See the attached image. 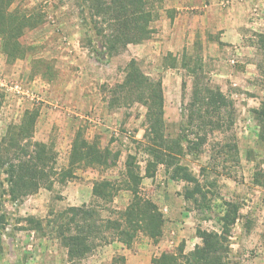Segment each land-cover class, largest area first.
<instances>
[{"label":"rangeland","instance_id":"rangeland-1","mask_svg":"<svg viewBox=\"0 0 264 264\" xmlns=\"http://www.w3.org/2000/svg\"><path fill=\"white\" fill-rule=\"evenodd\" d=\"M14 8L42 15L43 22L20 38L27 49L21 59L8 62L0 41V141L10 124L35 108L34 139L54 144L58 169L68 166L79 129L102 148L119 151L120 157L108 168L79 167L74 178L56 181L52 189L42 187L19 203L11 200L0 168V264H70L56 237V216L70 206L95 202L96 181L122 183L130 154L145 174L149 155L141 141L146 107L115 92L131 59L149 77L162 79L167 135L191 132L185 128V105L194 78L182 65L184 52L198 59L205 81L233 103V125L209 132L199 151L186 149L181 156L206 198L187 200L184 193L193 185L171 179L159 165L153 177L143 178L140 193L163 212L162 237L154 241L140 233L130 247L104 243L75 264H132L130 254L136 257L134 264H153L154 257L178 252L182 245L190 252L202 242L199 228L221 231L226 202L239 206L229 264H264V140L253 112L264 100V49L258 42V34L264 33V1L162 0L151 37L114 55L105 52L86 24L84 0H13ZM173 59L176 67L170 66ZM131 200V192L122 189L112 203L99 206L122 210ZM29 216L41 220L43 228H32ZM103 216L116 217L106 210ZM140 244L145 245L141 254Z\"/></svg>","mask_w":264,"mask_h":264},{"label":"trees","instance_id":"trees-1","mask_svg":"<svg viewBox=\"0 0 264 264\" xmlns=\"http://www.w3.org/2000/svg\"><path fill=\"white\" fill-rule=\"evenodd\" d=\"M161 1L84 0V19L99 37L105 52L114 55L129 44H138L151 37L154 32L152 23L159 15L158 4ZM12 5L13 0H0V41L8 62L26 55L27 49L20 38L28 29L43 22L42 15L26 14L20 9H12ZM258 42L264 49V33L258 34ZM88 43L93 45L92 37ZM176 60H172L171 67L177 66ZM191 60L192 57L184 52L182 65L194 78L190 99L185 105V128L191 132L177 137L166 133L162 79L146 75L136 59L129 61L125 79L115 92H120L118 96L127 101L140 102L146 107V125L141 141L149 155L145 174H142L136 156L130 154L125 162L122 183L111 179L98 180L92 188L95 202L70 206L56 216L53 220L56 237L67 249L70 264L84 260L104 243L118 241L130 247L140 233L154 241L162 237L164 214L153 200L140 193L143 178L153 177L159 165L166 167L171 179L193 185L186 188L184 195L187 200L198 202L197 196H202V200L206 198L198 177L181 162V156L186 149L199 151L207 142L209 132L223 131L233 125V103L219 87L205 81L198 59L194 58L193 64ZM253 112L260 126L259 137L264 140V100ZM38 115V109L26 110L18 123L8 126L0 141V168L6 175L11 200L19 203L42 187L52 189L56 181L64 183L74 178L79 167L108 168L119 159V151L102 148L99 142L86 138L79 129L72 141L68 166L58 169L54 144L34 139ZM190 134H194L196 139H191ZM122 189L132 194V200L125 209L99 206L102 205L100 202L112 203ZM104 210L116 217L104 218ZM238 212L239 206L226 202L221 231L199 228L197 235L202 242L193 250L186 253L182 245L178 252H164L154 257L152 263L229 264V241ZM28 221L34 229L43 228L42 221L34 216H29Z\"/></svg>","mask_w":264,"mask_h":264},{"label":"crops","instance_id":"crops-1","mask_svg":"<svg viewBox=\"0 0 264 264\" xmlns=\"http://www.w3.org/2000/svg\"><path fill=\"white\" fill-rule=\"evenodd\" d=\"M263 1H264V0H263ZM117 242H118V241H117ZM147 242H148V241H147ZM118 243H121V242H118ZM121 244H122V243H121ZM121 246H125V245L122 244ZM143 246H145V245H143V244L141 245V244H140V248H139V250H140V254H141V252L144 253V251H143V249H142ZM125 247H126V246H125ZM121 248H123V247H121ZM127 249H128V248H127ZM127 249L125 248V250H127ZM139 250H138V251H139ZM137 253H138V252H137ZM128 257H129V259H130V263L134 264V260H135V258H136L135 255L130 254ZM133 258H134V259H133Z\"/></svg>","mask_w":264,"mask_h":264}]
</instances>
